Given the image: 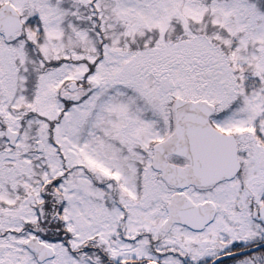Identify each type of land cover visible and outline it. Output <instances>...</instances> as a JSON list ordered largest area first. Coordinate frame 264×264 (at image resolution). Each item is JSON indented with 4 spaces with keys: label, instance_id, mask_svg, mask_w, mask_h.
<instances>
[{
    "label": "snow or ice",
    "instance_id": "obj_1",
    "mask_svg": "<svg viewBox=\"0 0 264 264\" xmlns=\"http://www.w3.org/2000/svg\"><path fill=\"white\" fill-rule=\"evenodd\" d=\"M0 264H264V0H0Z\"/></svg>",
    "mask_w": 264,
    "mask_h": 264
}]
</instances>
